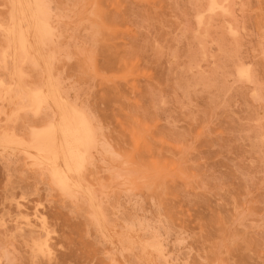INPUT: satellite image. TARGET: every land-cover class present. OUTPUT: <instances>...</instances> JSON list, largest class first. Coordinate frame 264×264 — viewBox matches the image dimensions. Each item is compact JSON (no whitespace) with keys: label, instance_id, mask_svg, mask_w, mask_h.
I'll return each mask as SVG.
<instances>
[{"label":"rangeland","instance_id":"obj_1","mask_svg":"<svg viewBox=\"0 0 264 264\" xmlns=\"http://www.w3.org/2000/svg\"><path fill=\"white\" fill-rule=\"evenodd\" d=\"M37 1L0 0V137L63 142L53 95L91 143L65 192L0 144V264H264V0Z\"/></svg>","mask_w":264,"mask_h":264},{"label":"bare ground","instance_id":"obj_2","mask_svg":"<svg viewBox=\"0 0 264 264\" xmlns=\"http://www.w3.org/2000/svg\"><path fill=\"white\" fill-rule=\"evenodd\" d=\"M12 0H10V3L12 4L13 2H11ZM18 1V0H17ZM36 1V0H35ZM212 1V0H211ZM215 1V0H214ZM29 2V1H28ZM39 2V0L37 1ZM15 3V2H14ZM14 3L12 4V6L14 5ZM17 3V2H16ZM218 3V2H217ZM20 4V3H18ZM37 4V3H36ZM216 4V2H212L211 6L214 7ZM29 5V4H28ZM221 5V4H220ZM11 6V7H12ZM27 6V4H26ZM217 6V5H216ZM222 6V5H221ZM15 7V5L13 6ZM12 7V8H13ZM17 7V6H16ZM26 8V7H25ZM31 6L27 9H30ZM15 9V8H14ZM17 9V8H16ZM26 9V10H27ZM223 9V8H222ZM33 11V9H30ZM34 11H37L36 13H38L39 11V6H37L35 8ZM44 12V9L42 10ZM12 12V11H11ZM29 11H27L28 13ZM89 12V11H88ZM31 13V12H29ZM40 13V11H39ZM20 14V13H19ZM25 14V13H24ZM44 14V13H43ZM30 16V14H28ZM37 15V14H36ZM12 16V15H11ZM21 16H23L21 14ZM25 16V15H24ZM15 18V17H14ZM43 18V17H42ZM30 19V18H29ZM32 19V18H31ZM38 19V18H37ZM16 20V19H15ZM14 20V21H15ZM39 20V19H38ZM11 21V20H10ZM19 21V20H16L15 23ZM41 21V20H40ZM20 22V21H19ZM36 23V22H35ZM14 25V23H12ZM20 24V23H19ZM27 25V24H26ZM17 26V25H16ZM34 27V26H33ZM42 27H44L42 25ZM45 27H49L45 25ZM14 28V26H13ZM51 29V28H50ZM13 30V29H12ZM41 30H43L41 28ZM45 30V31H44ZM44 32L49 33V31H46L48 29H45L44 28ZM16 31L17 28H16ZM26 32V31H25ZM42 32V33H44ZM45 34V33H44ZM42 34V35H44ZM39 35V34H38ZM28 36V35H27ZM48 36V35H47ZM17 37H18V43H20L21 45L23 44L24 40L26 41L25 37H24V34H22V32H18L17 34ZM35 37H36V33H35ZM40 39V38H39ZM38 40V39H37ZM15 44V43H13ZM28 44V43H27ZM24 45V44H23ZM37 46V45H36ZM17 47H20V46H17ZM22 47V46H21ZM28 47V45H27ZM24 48V46L22 47ZM22 48H18V49H22ZM24 50V49H23ZM25 51V50H24ZM23 52V51H22ZM26 53V52H25ZM15 55V54H14ZM85 56V55H84ZM3 58H4V55H3ZM15 61V59H14ZM85 64V63H84ZM43 67V66H42ZM19 70V69H17ZM16 70V71H17ZM245 71V70H244ZM16 82V81H15ZM51 82V81H50ZM45 83V82H44ZM46 84V83H45ZM19 85V84H18ZM49 86H50V83H49ZM43 87V86H42ZM41 87V88H42ZM45 87V86H44ZM53 87V85H52ZM51 87V88H52ZM19 88V87H18ZM23 90H27L26 88H24ZM47 90V89H45ZM53 90H55L53 88ZM29 92V91H28ZM43 91L40 90V89H37V90H34V91H31L29 96H30V99L32 101L33 104H36V105H41V104H44L45 101L47 98L46 96H43L42 95ZM50 93V92H49ZM52 93H55L54 91ZM51 93V94H52ZM47 95V94H46ZM55 95V94H54ZM27 96V95H26ZM25 96V97H26ZM59 96V95H58ZM8 97V96H7ZM18 97V95H17ZM16 97V98H17ZM24 97V98H25ZM48 97V96H47ZM52 101H54V104L56 106V108L59 110V115L60 116V126H59V133H61L62 137H63V142L62 141H58V143L56 142V137H54L55 135V128L54 125L52 123H48V125L46 126V128H42L40 130H33V134H32V138H33V141L32 142H26L23 138L19 137L18 135H16L15 132L13 131H10V132H2V135L0 137V144L2 145H5L4 147H7V146H11V145H15L17 147H21L22 149L24 147H27V148H33L34 151L36 150L40 155V159L41 162H46V163H49L51 164V166L53 167L52 168V173H50L51 177L53 175L52 178L55 179L56 183L59 184L60 188H63L65 190H70V187L68 185V181L71 180L70 177H68L67 175L71 172L69 171H73L75 172L74 170L78 169V172H79V168H75L77 167L76 165L79 164L78 166H80V163H79V160L81 159V156H84V154L82 155L83 152H85V150H81L82 147H84L86 144L85 142H87L88 140H90L91 138V129L89 127V124H88V121H87V118L85 116V114L78 108L64 102V101H61L59 99V101H57V98L59 97H53V95L50 96ZM19 98V97H18ZM17 98V99H18ZM48 100V99H47ZM46 100V101H47ZM63 100V99H62ZM24 101V100H23ZM28 101V100H27ZM43 102V103H42ZM41 103V104H40ZM34 106V105H33ZM39 108V107H38ZM23 107L20 108V110H22ZM36 109V107H35ZM19 110V109H18ZM37 110V109H36ZM58 113V112H57ZM55 123V122H54ZM56 124V123H55ZM58 126V125H57ZM32 130V129H31ZM57 131V132H58ZM61 137V138H62ZM48 142H47V140ZM58 139V137H57ZM44 142H46V145L44 144ZM62 142V143H61ZM61 145H60V144ZM88 144L91 143V142H87ZM58 144H59V147H58ZM90 145V144H89ZM61 147V148H60ZM62 149L61 151V154L63 153L62 156H64V158H62L64 161V166L66 167L65 170L68 171V173H63L62 171H60L57 166H56V163L57 162H53L52 159L53 158H56L57 159V155H58V150ZM5 149V148H4ZM83 149V148H82ZM25 150H27L25 148ZM60 153V152H59ZM87 153V152H86ZM85 153V154H86ZM37 154V153H36ZM32 156V155H31ZM37 156V155H36ZM61 158V157H60ZM38 160V159H37ZM32 161V160H31ZM55 161V159H54ZM37 162V161H36ZM85 163V161H84ZM117 163V162H116ZM72 165H75V167L73 168L74 170H71V167ZM84 165V164H83ZM40 167V166H39ZM31 168V167H30ZM60 168V167H59ZM64 168V167H63ZM62 170V169H61ZM72 172V173H73ZM67 174V175H66ZM76 174V172L74 173ZM54 181V182H55ZM70 183V181H69ZM73 183H76V182H73ZM71 185H73L72 183H70ZM79 185V184H78ZM77 185V187H79ZM57 186V185H56ZM76 186V185H75ZM74 187V186H73ZM75 187V188H77ZM82 187V186H81ZM64 191V190H63ZM72 191V190H71ZM65 192V191H64ZM89 193V192H88ZM96 193V192H95ZM157 248V247H156Z\"/></svg>","mask_w":264,"mask_h":264},{"label":"snow or ice","instance_id":"obj_3","mask_svg":"<svg viewBox=\"0 0 264 264\" xmlns=\"http://www.w3.org/2000/svg\"><path fill=\"white\" fill-rule=\"evenodd\" d=\"M242 75H246V74H243V73H242ZM10 264H12V262H10Z\"/></svg>","mask_w":264,"mask_h":264}]
</instances>
